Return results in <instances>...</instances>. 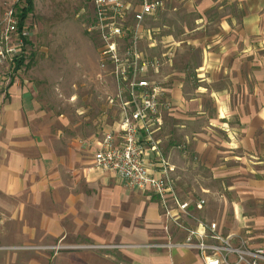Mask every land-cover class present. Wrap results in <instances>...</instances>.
Masks as SVG:
<instances>
[{
    "label": "crops",
    "instance_id": "crops-1",
    "mask_svg": "<svg viewBox=\"0 0 264 264\" xmlns=\"http://www.w3.org/2000/svg\"><path fill=\"white\" fill-rule=\"evenodd\" d=\"M162 1L159 34L143 44L169 66L156 78L159 149L145 161L157 176L172 169L193 214L263 244L264 0ZM21 71L0 62V264H200L195 250L152 246L186 233L150 186L95 169L104 135L121 141L120 105L87 115L75 80L45 97Z\"/></svg>",
    "mask_w": 264,
    "mask_h": 264
},
{
    "label": "built area",
    "instance_id": "built-area-1",
    "mask_svg": "<svg viewBox=\"0 0 264 264\" xmlns=\"http://www.w3.org/2000/svg\"><path fill=\"white\" fill-rule=\"evenodd\" d=\"M90 1L96 20L93 28L98 31L103 42L101 68L106 70L108 63L114 66L116 87L114 96L109 95V101L118 103L121 107V141L116 144L112 132L104 135L94 155L95 169L116 173L130 188L146 189L150 186L161 199L166 221L186 233L181 241H168L152 246L195 250L200 255V264H261L264 262V243L258 245L252 237L246 235H224L219 231L217 222L205 221L193 214L190 202L181 200L174 190L172 169L165 166L162 174L157 176L145 161L148 149L152 152H158L159 149L153 133L155 124L160 122L159 108L163 91L162 84L157 79L147 77V73L150 69L158 73L164 63L161 59H145L139 42L146 18L162 9L164 2L140 0V9L135 13L136 23L130 29L120 24L126 19L125 15L131 5L129 0ZM0 26L3 29L2 41L7 42L12 35L15 36L13 44L5 49L0 46V61L12 60L22 51L25 46L24 37L29 33L26 28L21 33L18 31L14 8L5 14ZM126 38H131V45L124 51L126 57H123L118 41ZM204 204L205 200L200 199L197 206L202 208ZM261 237L264 238V230ZM54 248H60V245Z\"/></svg>",
    "mask_w": 264,
    "mask_h": 264
},
{
    "label": "rangeland",
    "instance_id": "rangeland-1",
    "mask_svg": "<svg viewBox=\"0 0 264 264\" xmlns=\"http://www.w3.org/2000/svg\"><path fill=\"white\" fill-rule=\"evenodd\" d=\"M129 2L131 5L125 15L126 19L120 24L132 29L136 23L135 13L141 1ZM24 4V0H0V23L11 8H14L17 14L20 12L19 5ZM157 12L149 16L146 24L144 23L147 30L142 32L139 42L143 56L148 60L161 59L158 57L159 53L144 52L145 45L143 47L145 40L155 41L159 34L157 26L160 23L153 19L159 14ZM95 22L94 7L90 0H34V9L26 20V29L29 33L27 37L30 42L24 46L28 58L27 67L21 71L24 77L36 83L45 97L60 94L59 88L61 89L63 78L68 81L75 80L79 97L77 107L87 108L85 113L91 116L100 114L105 103L118 106L117 103L109 101V95L114 96L116 87L114 66L108 63L106 70L101 68L103 42L98 31L93 28ZM2 31L0 26V46L5 49L13 44L15 36L12 35L7 42L2 41ZM130 39L118 41L123 57H126L124 51L131 45ZM11 61L10 59L0 61L3 70L9 71ZM164 68L167 70L169 66L164 64ZM158 74L150 69L147 77L156 79ZM94 81L101 82L100 85H104L105 90L101 91L96 87ZM62 87L65 91L61 92L70 91L68 85L62 84ZM94 94L101 99L95 103L89 102L90 96ZM60 104L68 106L65 102Z\"/></svg>",
    "mask_w": 264,
    "mask_h": 264
},
{
    "label": "trees",
    "instance_id": "trees-1",
    "mask_svg": "<svg viewBox=\"0 0 264 264\" xmlns=\"http://www.w3.org/2000/svg\"><path fill=\"white\" fill-rule=\"evenodd\" d=\"M25 4L20 6L19 5V10L16 14V17H18V31L21 33L24 31L26 27V20L29 16V14L33 11L34 9V0H24ZM18 6V4H17ZM24 43L25 46L28 45L30 42L28 40V37H24ZM27 55H26V50L25 47H23L22 51L18 53L11 61V68L13 70H19L24 67H27Z\"/></svg>",
    "mask_w": 264,
    "mask_h": 264
}]
</instances>
